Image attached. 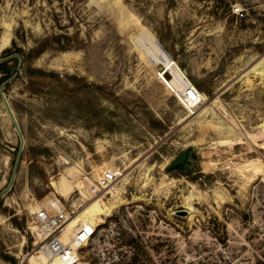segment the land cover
Here are the masks:
<instances>
[{"label":"rangeland","instance_id":"obj_1","mask_svg":"<svg viewBox=\"0 0 264 264\" xmlns=\"http://www.w3.org/2000/svg\"><path fill=\"white\" fill-rule=\"evenodd\" d=\"M0 63L25 138L8 188L0 93V264L29 263L30 210L56 191L91 220L81 264H264V0H0ZM112 167L109 191H79Z\"/></svg>","mask_w":264,"mask_h":264},{"label":"built area","instance_id":"obj_2","mask_svg":"<svg viewBox=\"0 0 264 264\" xmlns=\"http://www.w3.org/2000/svg\"><path fill=\"white\" fill-rule=\"evenodd\" d=\"M159 77L191 112L206 100V94L187 77L176 83L173 75L166 72L165 68ZM117 172L118 170L112 167L101 170L97 176L84 174L81 180L83 188L85 186L94 195L109 191L118 181ZM79 191L82 193V190ZM50 194H53L54 198L49 199ZM50 194L45 203L30 210L31 232L35 240L28 264H81V249L91 242L93 231L82 222L70 227L74 211L66 207L60 193L56 191Z\"/></svg>","mask_w":264,"mask_h":264},{"label":"water","instance_id":"obj_3","mask_svg":"<svg viewBox=\"0 0 264 264\" xmlns=\"http://www.w3.org/2000/svg\"><path fill=\"white\" fill-rule=\"evenodd\" d=\"M159 69L160 70H163L164 69V67H163V65H160L159 66ZM14 72V70H12L11 71V73H13ZM0 93H1V96H2V99H3V102H4V104H5V106H6V109H7V111H8V113L10 114V116H11V119H12V121L14 122V125H15V127H16V129H17V131H18V133H19V135H20V139H21V141H20V147H19V151H18V157H17V159H16V163H15V166H14V169H13V172H12V176H11V180H10V184H9V186H8V188L11 186V184H12V182H13V180H14V178H15V174H16V169H17V165H18V161H19V157H20V153H21V151H22V148H23V146H24V143H25V138H24V135H23V133H22V130H21V128H20V125L18 124V121H17V119H16V116H15V114H14V111H13V109H12V107H11V105H10V103H9V101H8V99H7V97H6V95H5V93H4V91H3V85L1 86V88H0ZM191 151H192V146H189L188 148H186L178 157H176L168 166H167V169L169 170V171H171V170H173V169H176V168H188L189 166H190V160H191ZM8 188L6 189V190H8ZM5 190V191H6ZM4 191V192H5ZM4 192H1L0 193V196L4 193ZM181 212H182V214H187L188 213V211L187 210H181Z\"/></svg>","mask_w":264,"mask_h":264},{"label":"bare ground","instance_id":"obj_4","mask_svg":"<svg viewBox=\"0 0 264 264\" xmlns=\"http://www.w3.org/2000/svg\"><path fill=\"white\" fill-rule=\"evenodd\" d=\"M160 65H162V64H160ZM160 65H158V68H159V66ZM163 67H164V65H163ZM165 68V67H164ZM166 69V68H165ZM190 80V79H189ZM191 81V80H190ZM87 188L84 186V188L82 187V191L86 194V197H88V198H94V197H97V195H94L93 194V192L91 191V190H89V189H87ZM94 195V196H93ZM48 198L50 199V198H54V196H53V194H50L49 196H48ZM87 216L85 215V214H78L77 215V213L70 219V227H74L75 225H77V224H79V223H81L82 222V224H85L86 226H88L90 229H91V231H92V228H93V226L91 225V220L90 219H88V218H86ZM33 259V258H32ZM58 264H62V263H60V262H58Z\"/></svg>","mask_w":264,"mask_h":264},{"label":"trees","instance_id":"obj_5","mask_svg":"<svg viewBox=\"0 0 264 264\" xmlns=\"http://www.w3.org/2000/svg\"><path fill=\"white\" fill-rule=\"evenodd\" d=\"M2 63H3V62H2ZM2 63H0V66H1ZM3 71H5L7 74H12V73H11L12 69H11L10 67H8V66H7V67H4ZM5 78H6V77H3V79H5Z\"/></svg>","mask_w":264,"mask_h":264}]
</instances>
